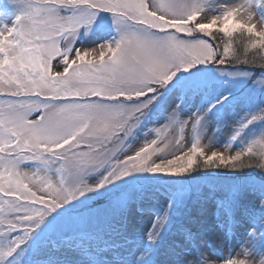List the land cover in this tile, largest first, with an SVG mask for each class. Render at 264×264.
<instances>
[{
    "label": "snow or ice",
    "instance_id": "snow-or-ice-1",
    "mask_svg": "<svg viewBox=\"0 0 264 264\" xmlns=\"http://www.w3.org/2000/svg\"><path fill=\"white\" fill-rule=\"evenodd\" d=\"M0 3L7 5L5 15L18 7L11 23L0 19V264H20L23 246L52 212L130 174L179 177L196 168L253 167L264 172V129L242 150L208 152L200 139L204 117L181 118L176 108L155 130V138L117 156L147 106L125 101L150 98L177 73L200 65L264 69V15L258 18L264 14V0L224 4L216 15L205 14L204 0ZM100 13L111 14L118 37L73 49L79 30L92 25ZM196 34L206 39L181 38ZM251 86L264 92V73L252 77ZM261 119L264 108L234 126L232 138ZM106 165L103 180L89 185L84 177ZM258 206L264 209V198ZM220 210L230 218L229 210ZM112 211L123 217L126 207L117 203ZM100 216L64 220L56 238L37 249L36 264H60L65 252L72 253L73 264H124L117 244L87 230ZM167 219L165 214L154 221L147 234L150 242ZM184 236L194 240L190 231ZM95 246L103 253L96 255ZM144 257L138 253L133 264H144ZM185 264H264V231L248 233L241 250L222 262L195 249Z\"/></svg>",
    "mask_w": 264,
    "mask_h": 264
},
{
    "label": "rangeland",
    "instance_id": "rangeland-1",
    "mask_svg": "<svg viewBox=\"0 0 264 264\" xmlns=\"http://www.w3.org/2000/svg\"><path fill=\"white\" fill-rule=\"evenodd\" d=\"M237 0H204L205 14L216 15L224 4ZM0 19H8L18 11L7 12L0 3ZM261 13H258L260 18ZM163 35V34H157ZM118 37V26L110 13H100L93 24L82 27L73 41V49H88L111 42ZM183 39H206L201 34ZM264 73L249 65H200L188 73H177L171 81L142 101H125L126 105L143 102L139 120L123 141V156L155 138V130L169 121L173 108L181 118L200 114L204 117L200 139L206 151L230 152L242 150L254 135L264 129V119L248 126L240 137L232 138V129L244 119L264 108V92L251 86V78ZM195 93V95L193 94ZM227 97L221 103L216 101ZM192 138H188V145ZM108 166L89 172L84 179L89 185L99 184L108 172ZM264 198V172L258 168L229 170L224 168H196L184 176H166L153 173H133L101 188L85 192L52 212L23 246L20 264H36V253L48 241L56 238L62 222L69 217H86L100 213L97 223L87 230L98 232L104 241L115 243L124 264H133L138 253H145L144 264H185V257L195 249L210 259L222 262L241 250L248 233L264 231V209L258 206ZM121 203L124 216L112 208ZM229 210L230 218L223 210ZM167 214L165 227L155 242L147 239L158 217ZM190 231L194 240L185 239ZM103 248L95 246V254ZM12 264H16L12 260ZM39 264H45L40 261ZM60 264H73L71 252L63 253ZM75 264H85L78 260ZM97 264H103L97 260Z\"/></svg>",
    "mask_w": 264,
    "mask_h": 264
}]
</instances>
